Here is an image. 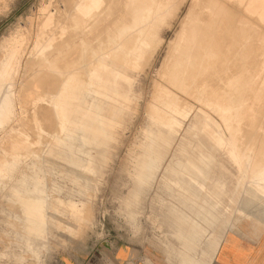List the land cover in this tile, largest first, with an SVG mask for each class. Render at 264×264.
<instances>
[{
	"label": "rangeland",
	"instance_id": "rangeland-1",
	"mask_svg": "<svg viewBox=\"0 0 264 264\" xmlns=\"http://www.w3.org/2000/svg\"><path fill=\"white\" fill-rule=\"evenodd\" d=\"M59 4L60 0H0V99L4 100L0 104L4 110L0 112V264H124L129 255L125 264H213L215 258L220 260L221 244L231 231L239 230L247 239L264 237V192L245 195L247 173L255 170V159L262 153L264 104L251 114L252 119L246 111L262 97L264 88L261 97L241 88L236 98L243 101L237 116L254 120L249 126L239 124L250 136L238 139L242 152L233 144L235 122L224 126L214 113L190 99L176 105L171 118L177 124L171 128L149 120L157 72L181 29L185 4L177 19H168L157 35L149 37L148 58L134 65L125 62L118 48L114 50L113 40L109 50L114 52L102 43L96 50L81 44L79 64L75 60L72 69L65 70L68 78L65 72L59 75L62 83L74 82L71 114H61L52 122L53 96L44 90L47 75L72 47L36 54L34 45L41 18L61 23ZM254 23L252 31L258 32L246 38L254 35V45L258 38L262 41L263 47L256 44L258 51L251 48L259 53L262 69L264 14ZM49 27L48 34L59 38L56 26L53 31ZM73 33L79 35L78 29ZM62 37L66 34L57 43ZM107 52L116 66L103 56ZM53 53L60 57H52ZM88 54L98 59L89 60ZM103 58L114 75L106 89L89 79L91 69ZM259 78L253 86L260 81L264 86V69ZM107 118L112 125L99 130L107 127Z\"/></svg>",
	"mask_w": 264,
	"mask_h": 264
},
{
	"label": "bare ground",
	"instance_id": "bare-ground-1",
	"mask_svg": "<svg viewBox=\"0 0 264 264\" xmlns=\"http://www.w3.org/2000/svg\"><path fill=\"white\" fill-rule=\"evenodd\" d=\"M263 3L264 0H60V13L63 15L61 23L56 24L51 18H41L38 24V32L34 45L36 48L34 53L36 54L41 53L45 49L49 51L50 49L55 50L60 46H66L68 49L69 47H72L66 52L64 51V48H61L65 52V55L62 52V55L64 56L56 62L54 66L55 71L53 70L51 74L49 73L47 75L49 79L47 83L49 84L48 89H45L47 84L45 88L42 86V88L47 91L45 94L48 93L50 97L53 96L52 105L54 106L55 111L53 116L51 115V118L49 117V119H52V122H56L61 117V114H64L67 117L71 114V87L74 82L72 83L67 79L62 83L63 75L62 77H59V75L63 74L65 70L69 71L72 63L78 58L80 51L79 46L81 44H90V48L96 50V48L99 45L101 46L102 43V46L109 50L112 48L111 42L113 40V43L116 44L114 50L118 48L119 50L116 51L122 53L121 55L122 58L124 57L125 62L132 65L139 59L148 58L146 49L150 46L148 45L150 44L149 37L157 35L159 28L164 25L168 19H177L180 9L187 4V11H185L186 13L183 14L179 20V26L181 29L179 32L177 31L178 33H176L175 39L170 41L157 72V78L159 79L153 85V94H151L152 98L149 102L148 108L149 120L152 123L157 122L161 124L164 128H171L173 124H177V122L171 118V114L177 112L176 105L181 107V103L183 104L186 100L190 99L199 103L202 107L201 109L206 111L209 110L214 113L224 126L227 127L232 121L235 122V124L233 122L236 129L233 144L236 149L239 147L238 139H246V134H249L247 131L248 129H242L239 124H248V126L249 124H254V120L253 122L251 120V114L253 113L255 115L254 112L259 111L262 104H264V94H262L264 93L262 92L264 86H260L262 81L255 86L252 84L254 83V79L259 76V79L263 78L264 68L262 67V69H259V53L256 52L258 49H261H257L258 46L256 45L260 38H258L255 45L254 40L256 41V37L255 39H252L254 35L250 39L246 38L251 32L255 34L256 29L252 31L254 29V21L256 19L258 20V15L262 16L264 14L262 9V7H264L262 6ZM241 20H244L242 21L243 27L240 25ZM243 23L248 26H245ZM51 25L53 29L54 26H56L57 30H59V35H57V30V34L54 32L56 34L55 37L59 36L60 38V35L64 34L65 36L66 34V37H62L61 41L58 43L57 39L59 38H56L55 40L52 33L48 34L47 28ZM255 27L257 28L258 26L256 25ZM53 29L51 30L49 27L48 30L53 31ZM77 29L79 35H73V31ZM256 32H258V30H256ZM260 43H262V41L258 43L259 46ZM114 44L113 46H115ZM254 47L256 48V51L251 49ZM86 51L88 50H85V52ZM90 51L91 50H89V52ZM261 52L262 51H260V55ZM56 54L57 53L54 55L53 53L52 57H55ZM59 54L60 53H58L57 56ZM118 55L119 54H117V56ZM103 56L105 58H110V63L112 65L116 66L118 64L114 58H112L113 56L110 55V52L105 53ZM114 57H116V55ZM79 58L81 57L79 56ZM262 58L263 57H261V60ZM93 59H90L89 55V60L93 61ZM89 60L86 61L89 62ZM77 62L79 64V61ZM80 65L82 66V64ZM80 65L77 66L79 67V70ZM85 65L86 63L84 66ZM137 67L139 68V66ZM79 70L78 74L82 69L80 72ZM73 74L71 73V76ZM80 74L83 75L82 73ZM45 76L46 75L44 74V77ZM65 76H67L64 77L65 79L68 78L67 74ZM41 77H43L42 73ZM110 77L114 78V75L112 74V71L108 69L104 58L100 60L98 66L91 69V73L89 74V79L97 81L98 87H102L103 89L107 88ZM41 81L44 82L43 79ZM244 87L252 90H250L251 96H254L257 93L260 96V93L262 92V97L260 96L261 98L259 97V100H255L253 104L248 103L251 106L246 113L247 115H250V117H248L251 118V121L246 120L245 117L244 119H241L243 115L241 117L238 115L240 119H237V113L240 111L239 108L243 104V101H239V99L236 98L237 96H240L239 92L240 90L242 92ZM252 92L255 94H252ZM37 94L33 96L34 100L35 97L38 96ZM258 94L256 96H258ZM128 96L129 98L132 97L131 94ZM243 98H241V100ZM251 98L252 97H250V99ZM248 100L249 99L247 98L246 102H248ZM251 101L253 100L251 99ZM3 102L4 100L2 99L0 104ZM248 104L246 105L248 106ZM2 111L4 110H2L1 107L0 112ZM246 113L244 116L247 117ZM263 116L264 115H262V117ZM49 119H47V121ZM105 124L107 127H100L99 130H108V127L112 125L111 118H107ZM248 126H246V128H248ZM252 127L254 128L253 125ZM150 134V136L157 138L155 134ZM249 137L250 136L247 137V140H249ZM261 145L260 151L262 153L260 154L259 160L255 159L258 158V153L256 154V152V157L253 158V160L255 159V162L257 160V162L254 163L256 165L255 170L251 173V169H247L250 174L246 173L250 176L248 178L244 176L247 178L245 180V187L248 188L245 193L246 196H251L253 191L264 192V141L261 142ZM245 147L246 145L244 148ZM250 147H252L251 149L253 150V147L255 146L254 144L251 146L250 143ZM246 148L248 149L249 147L247 146ZM239 149L241 150L240 147ZM144 150L147 151L148 148L144 147ZM240 153H238V155ZM241 163L243 162L241 161ZM141 165L142 161H139L138 166ZM245 170L246 169H244V172ZM22 203L25 202L23 201Z\"/></svg>",
	"mask_w": 264,
	"mask_h": 264
},
{
	"label": "crops",
	"instance_id": "crops-1",
	"mask_svg": "<svg viewBox=\"0 0 264 264\" xmlns=\"http://www.w3.org/2000/svg\"><path fill=\"white\" fill-rule=\"evenodd\" d=\"M258 235L254 239H247L239 230L231 231L221 244L218 256L213 264H264V237ZM127 252L122 251V256ZM130 259L126 256L123 263Z\"/></svg>",
	"mask_w": 264,
	"mask_h": 264
}]
</instances>
